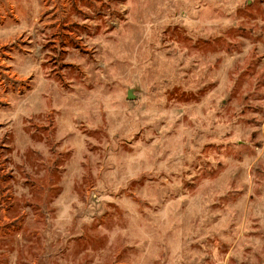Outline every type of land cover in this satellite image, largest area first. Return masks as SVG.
Instances as JSON below:
<instances>
[{
  "label": "rangeland",
  "instance_id": "rangeland-1",
  "mask_svg": "<svg viewBox=\"0 0 264 264\" xmlns=\"http://www.w3.org/2000/svg\"><path fill=\"white\" fill-rule=\"evenodd\" d=\"M0 264H264V0H0Z\"/></svg>",
  "mask_w": 264,
  "mask_h": 264
},
{
  "label": "water",
  "instance_id": "water-1",
  "mask_svg": "<svg viewBox=\"0 0 264 264\" xmlns=\"http://www.w3.org/2000/svg\"><path fill=\"white\" fill-rule=\"evenodd\" d=\"M135 88H130L129 90H128V97L129 98H131V99H133L134 97H135V90H134Z\"/></svg>",
  "mask_w": 264,
  "mask_h": 264
}]
</instances>
